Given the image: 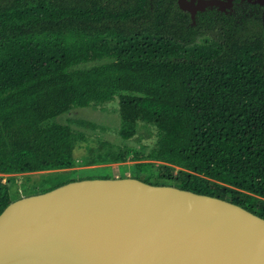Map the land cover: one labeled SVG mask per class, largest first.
<instances>
[{
    "label": "trees",
    "instance_id": "16d2710c",
    "mask_svg": "<svg viewBox=\"0 0 264 264\" xmlns=\"http://www.w3.org/2000/svg\"><path fill=\"white\" fill-rule=\"evenodd\" d=\"M119 95L125 138L159 133L145 182L264 218L263 7L193 24L178 0H0V175L74 168L72 128L46 124ZM12 201L0 179V214Z\"/></svg>",
    "mask_w": 264,
    "mask_h": 264
},
{
    "label": "water",
    "instance_id": "95a60500",
    "mask_svg": "<svg viewBox=\"0 0 264 264\" xmlns=\"http://www.w3.org/2000/svg\"><path fill=\"white\" fill-rule=\"evenodd\" d=\"M234 1L178 5L195 24L207 8L229 14ZM0 264H264V218L178 186L79 179L4 209Z\"/></svg>",
    "mask_w": 264,
    "mask_h": 264
},
{
    "label": "rangeland",
    "instance_id": "374dc122",
    "mask_svg": "<svg viewBox=\"0 0 264 264\" xmlns=\"http://www.w3.org/2000/svg\"><path fill=\"white\" fill-rule=\"evenodd\" d=\"M113 62V58L90 61L76 66L74 70L91 69ZM52 124L69 125L72 128L76 143L73 149L75 167L61 171L0 175V179L10 189L13 200L85 178L134 177L147 181L148 168L140 165L153 163L149 159L157 148L159 133L155 127L139 123L136 135L125 138L120 95L106 105L73 108L46 125ZM179 171V168H175L176 173ZM173 186L180 187L178 184Z\"/></svg>",
    "mask_w": 264,
    "mask_h": 264
},
{
    "label": "flooded vegetation",
    "instance_id": "af4514ba",
    "mask_svg": "<svg viewBox=\"0 0 264 264\" xmlns=\"http://www.w3.org/2000/svg\"><path fill=\"white\" fill-rule=\"evenodd\" d=\"M244 3H248V4H251V5H254V6H256V5L261 6V5H259V4H253L252 2H248V1H243V2H242L241 0H235V1H234V6H233V8L230 9V10H228V11H229V14H233V13H235V9H236L237 7H239V6H241V5L244 4ZM261 7L264 8V6H261ZM214 9H216V8H214ZM214 9L207 8V9L205 10V12H206L207 10H214ZM201 13H204V12H201ZM225 14H226V13H225ZM229 14H227V15H229Z\"/></svg>",
    "mask_w": 264,
    "mask_h": 264
}]
</instances>
